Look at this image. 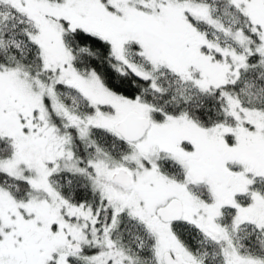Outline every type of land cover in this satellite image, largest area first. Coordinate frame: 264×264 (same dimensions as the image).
I'll use <instances>...</instances> for the list:
<instances>
[{"label": "snow or ice", "instance_id": "1", "mask_svg": "<svg viewBox=\"0 0 264 264\" xmlns=\"http://www.w3.org/2000/svg\"><path fill=\"white\" fill-rule=\"evenodd\" d=\"M0 264H264V0H0Z\"/></svg>", "mask_w": 264, "mask_h": 264}]
</instances>
